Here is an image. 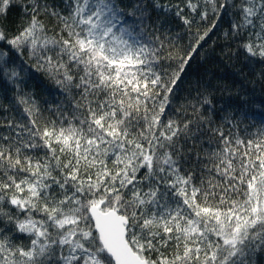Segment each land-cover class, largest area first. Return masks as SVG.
Listing matches in <instances>:
<instances>
[{"label": "snow or ice", "instance_id": "6c2138e0", "mask_svg": "<svg viewBox=\"0 0 264 264\" xmlns=\"http://www.w3.org/2000/svg\"><path fill=\"white\" fill-rule=\"evenodd\" d=\"M225 19L264 64V0H0V264H264V104H176Z\"/></svg>", "mask_w": 264, "mask_h": 264}, {"label": "trees", "instance_id": "16d2710c", "mask_svg": "<svg viewBox=\"0 0 264 264\" xmlns=\"http://www.w3.org/2000/svg\"><path fill=\"white\" fill-rule=\"evenodd\" d=\"M59 2V0H57ZM175 2V0H172ZM20 9L11 7L8 11V19L10 22H15L20 17ZM155 18V16H154ZM227 27V20L221 21L220 26L212 33L207 42L200 49V53L191 61L187 74L185 75V85L178 92V105L182 98L187 95L186 89L189 85L197 81H209L212 85L225 84L233 91L239 89L241 95H247L250 103L264 104V64L248 63L243 58V53H237L235 56L231 52L235 51V44L225 42L221 33ZM173 35L179 32V44L186 47L188 44V35L183 28L178 24L172 25ZM213 41H216L213 44ZM230 51L225 54V48ZM35 79L29 81V87L33 88L38 98L44 100H52L46 88H51L52 85L40 73H34ZM38 82H42L39 87H34ZM7 99L4 98V93L0 92V102L7 104L11 98V93L7 94ZM217 99L221 103H239L238 99L233 96L231 99L227 94L223 98L217 95Z\"/></svg>", "mask_w": 264, "mask_h": 264}]
</instances>
